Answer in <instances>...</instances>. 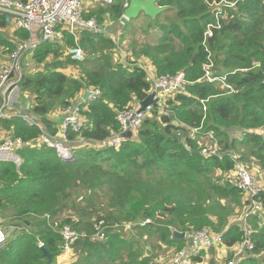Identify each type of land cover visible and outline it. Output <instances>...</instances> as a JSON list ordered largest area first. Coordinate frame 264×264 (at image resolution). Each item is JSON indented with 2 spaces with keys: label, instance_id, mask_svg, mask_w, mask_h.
<instances>
[{
  "label": "trees",
  "instance_id": "trees-1",
  "mask_svg": "<svg viewBox=\"0 0 264 264\" xmlns=\"http://www.w3.org/2000/svg\"><path fill=\"white\" fill-rule=\"evenodd\" d=\"M157 5L173 10L157 16L156 25L139 16L121 26L120 3L83 12L85 19L96 18L99 25L109 14L112 30L76 29L77 40L62 30L57 42L40 45L31 53L34 63L47 67L31 75L24 71L20 87L28 94L31 113L50 133L57 131V124L48 118L50 113L77 103L86 89H98L101 95L79 103L85 127L78 134L70 132L68 138L83 141L79 147L73 145L74 157L67 161L60 160L52 148L34 145L38 127L21 118L0 122L6 136L23 142L18 151L23 159L20 166L0 163L2 222L16 228L0 247V264H54L62 253L61 239L49 223L55 229L69 225L89 233L94 221L104 220L105 242L82 239L72 244L71 254L78 256V264H149L151 258L134 251L133 242H127L114 223L151 219L153 224L140 227L137 222L133 230H138L140 238L147 236L175 248V254L188 242L174 237V232L205 229L221 234L222 245L230 249L246 239L244 225L231 223V218L241 215L248 201L227 175L236 162L245 159L243 155L233 159L230 152L236 144L253 147L252 155L260 160L264 174V136L255 134L264 128V0H242L235 9L224 8L227 18L219 16L221 28L208 39L207 49L202 44L203 32L213 15L206 2L158 0ZM6 27L0 16V29ZM112 35L125 52L126 64L115 59ZM12 36L0 33L2 57L9 56L27 33L15 30ZM76 45L84 52V60L78 63L63 56ZM207 56L214 63L212 76L226 74L235 93L202 79ZM49 59L53 63H46ZM69 64L79 68L77 78L56 70ZM144 65L150 66L154 76L184 72L189 82L185 92L166 98L163 112H158L157 103L150 105L154 108L141 127L129 131L131 136H125L117 149L94 146L119 132L118 112L139 107L150 94ZM201 101H205V112ZM232 128L241 130V141L230 138ZM191 129H198L193 136ZM208 133L217 139L221 158L200 154ZM80 189L85 191L78 201ZM255 200L264 206V191ZM261 217V223L256 216L248 218L253 222L248 237L252 248L238 255L237 264H264V212ZM39 241L50 259L43 256ZM203 254L200 250L190 259L201 263Z\"/></svg>",
  "mask_w": 264,
  "mask_h": 264
},
{
  "label": "built area",
  "instance_id": "built-area-1",
  "mask_svg": "<svg viewBox=\"0 0 264 264\" xmlns=\"http://www.w3.org/2000/svg\"><path fill=\"white\" fill-rule=\"evenodd\" d=\"M204 1L213 15V22L206 24L203 32L202 44L207 49L206 42L221 28L219 16L222 15L224 18H227V15L223 13V9H235L237 3L242 0H220L211 3H209L208 0ZM102 2L105 6L120 3L123 10L119 19V24L122 26L127 22L123 16V12L129 5L128 0H102ZM0 16L4 17L5 24L11 30H23L27 33V38L23 41H19L9 56L0 61V122L10 118H21L27 123L38 127L40 134L36 141L37 144L52 148L60 160L65 158L67 161L74 157L73 143L81 144L83 141L81 138L75 141H70L68 138L70 132L78 134L85 127V120L81 116L79 103L71 105L62 112L64 116L63 121L54 134L43 127L39 119L31 112L29 114H23L22 111L18 112L16 110V103L20 95V84L24 74V71L21 70L20 67V60L26 52L32 53L40 45L57 42L61 38L62 30L69 32L77 40L76 29H84L91 33H100L106 31L107 25L113 24V21H110L109 14L105 15L106 22H103L102 25L98 24L96 18L85 19L83 17L82 0H0ZM66 56L77 63L84 60L83 51L77 45L68 49L66 51ZM213 68L214 63L211 58L207 56V62L202 68V79L208 83L218 84L222 89L227 90L228 94L235 93L236 91L226 82V74L218 77L212 76L211 69ZM147 76L151 83L150 94L153 93L154 99L158 100L156 102L158 112H163L162 103L166 98L185 92L189 84L184 72L159 76L148 73ZM85 91L89 92L88 100H94L101 95L98 89H86ZM80 99L81 98H79V100ZM204 102L205 101H201V104L205 112ZM152 108L154 107L148 106L144 112L139 111V107L118 112L115 119L120 127L119 132L112 134L101 143L117 149L123 140L122 134L139 129L146 114L151 111ZM197 130L198 129L189 130L191 136H193ZM255 134L264 136V128L256 130ZM178 135L180 134L178 133ZM206 140L210 143L201 148L200 154L206 157L217 156L221 158L222 156L219 151L217 140H214V137L210 133H208ZM22 146L23 142L19 138H4L0 141V163L10 162L17 167L20 166L23 163V159L18 151ZM232 157L233 159L236 158L233 155ZM227 178L232 185L237 186L243 191V196L246 201H248L249 209L245 217L254 214L261 204L257 202L255 198L264 191L260 188L258 177L240 162H236L233 169L228 173ZM82 190L85 191V189ZM46 219L48 220L47 217ZM138 224L140 227H144L153 224V221L151 219H144ZM129 226V224L127 226L119 223L113 224V228L115 229H122ZM11 227L12 226L3 225L0 213V247L11 238H7L8 228ZM49 227L55 232L56 229L52 227L50 223ZM59 229L60 232L58 234L61 239L59 247L62 253L57 256L59 260L56 264H66L68 254H71L72 244L79 240L89 239L90 241L96 242L106 241L104 220L94 221L92 223L91 232L89 233L78 232L69 225H62ZM245 229L246 239L242 244L236 247L239 251L243 252L246 249L252 248V243L248 239L251 228ZM186 237L189 240L192 239L191 241L196 243L197 250L208 249L215 245H222L221 234H214L205 229L186 234ZM38 247L42 249L43 243L39 241ZM190 253L191 252H189L187 248H184L166 264H191L192 261L189 257ZM234 255L235 258L239 257V254ZM235 258L227 264H237Z\"/></svg>",
  "mask_w": 264,
  "mask_h": 264
},
{
  "label": "rangeland",
  "instance_id": "rangeland-1",
  "mask_svg": "<svg viewBox=\"0 0 264 264\" xmlns=\"http://www.w3.org/2000/svg\"><path fill=\"white\" fill-rule=\"evenodd\" d=\"M213 1L217 2V0H208L209 3L213 2ZM85 2L86 3L84 4V10H83V12H85V13H88L89 11L93 10V9H90V8H94L95 9V8L105 7V5L103 4L102 0H85ZM94 4H96V5H94ZM139 19L143 20V21L146 20L147 22L149 20L148 18L146 19V17H144L143 15H141L139 17ZM111 25L112 24L107 25L106 30H112ZM5 29L11 30L8 27H6ZM5 29H2V30H5ZM157 34L159 36L160 32H157ZM112 39H113V41L115 42V44L117 46V51H116V53L114 55L115 59L117 61H120V62L123 61V63L126 64V61H124L125 52H124L122 46L119 44L118 38L115 37L114 35H112ZM82 51H83V49H82ZM65 54H63V56L65 58H69ZM83 54H84V52H83ZM32 55L33 54H31V52H26L23 55V57L21 58V60H20L21 70L25 71L27 73V75H31L35 71H40V70L44 69V66H46V65L39 66L36 63H34L32 61V58H31ZM5 58L6 57H3L2 59H0V61L5 59ZM61 60H63L62 57L58 59V61H61ZM50 62L53 63V60L49 59V60H47L46 63L49 64ZM61 64H65V63L62 62ZM144 69H145V71H147V74L151 73V69H150L149 65H144ZM56 70L66 74L67 76L73 77V78L74 77L77 78L79 76V68L77 67L76 64H74V65L69 64V65L64 66L62 68L58 67V68H56ZM19 97H22V98H24L26 100V99H28V94H27V92H25V91H23L21 89ZM239 131H241V130H239L237 128L230 129L229 130L230 138L235 140V141H237V142L241 141L242 140V133H240ZM210 134L214 137L213 133H210ZM2 135H3V137H2ZM4 138H12V137L6 136L5 133L4 134L1 133V129H0V141H2ZM214 140H217V139L214 137ZM209 143L210 142H208V140L205 141V145L209 144ZM74 144H77V143H73V145ZM93 145L94 146H101L99 148H103V146L105 144L98 142V143H95ZM39 146L40 147H44V145H42V144H40ZM79 146H80V144L78 145V147ZM78 147H76V149ZM252 149H253L252 146L243 147L240 144H236L235 149L232 150L230 153L233 156H235V157H240L241 155L245 156L244 161L243 162L239 161V162L243 166L247 167L249 171L253 172L258 177V180H259V183H260V188L262 190H264V174L261 172L260 167H259V163H258V162H260V160L256 159L255 156L252 155ZM221 175H222V173H218V177H221ZM230 177H231V175H230ZM79 192H80L81 195L78 198V201H80L82 199V197L84 196L81 189L79 190ZM87 193H88V191H87ZM248 209H249V204L245 207L244 211L242 210V214L241 215L238 216V213H237V216L231 218V223L241 222V224L244 225L245 228H251L250 226L253 224V222H252V220H248V218L251 217V216H256L257 217V221L259 223H261L262 222V217L261 216L263 215V212H264V206L262 204H260L258 209L256 210V212L254 214L250 215L249 217H245V214L247 213ZM238 210H239V208L237 209V211ZM243 212H244V214H243ZM71 213L72 212H70V214ZM234 215H236V214H233L232 216H234ZM247 220H248V223L250 225L247 223ZM244 221H246V223H244ZM137 222L141 223L142 220H140V221L137 220ZM137 222L126 223L125 225L127 226L129 224L130 227L129 228L128 227L122 228L119 231V232L125 234L127 242L128 241H132L133 242L134 251H138V252L139 251H141V252L143 251V254H145V256L151 258L149 260V264H166V263H168L170 261L171 257H175V255L178 253L177 252L175 254V248L170 247V246H168L167 244H165L163 242H157V240L154 239V238H150L149 240L147 239V236H144L143 238H140L137 235V233H136L138 230H133V227L135 226V224ZM3 224H4V219H3ZM55 232L59 233L60 229L56 228ZM211 233H214V232H211ZM214 234H216V233H214ZM130 235H132V236H130ZM186 240H187V242H191V244L193 243L191 241L192 239L191 240L186 239ZM146 241H149L148 244L145 243ZM124 247H127V244H125ZM210 248H208V249H210ZM123 251H125L124 248H123ZM197 251H200V250L198 249ZM201 251L204 252L203 249H201ZM210 251H211V249H210ZM232 254L233 253L230 252V253H227L226 255H224L220 264H227V262L231 260ZM235 254L238 255V252H236ZM191 255H192V253H190L189 257ZM58 260H59V257H56L55 260H54V264H56ZM75 260L77 262L76 264H78L80 259L78 258V256L75 253H72L70 258H69V263L68 264H73L75 262ZM191 264H194V263L191 262Z\"/></svg>",
  "mask_w": 264,
  "mask_h": 264
},
{
  "label": "water",
  "instance_id": "water-1",
  "mask_svg": "<svg viewBox=\"0 0 264 264\" xmlns=\"http://www.w3.org/2000/svg\"><path fill=\"white\" fill-rule=\"evenodd\" d=\"M129 5L128 7L124 10L123 16L127 21L135 20L139 17L140 14L145 16L150 20L151 25H156L157 23V16H159L162 12L167 11V10H173L172 7H160L157 5L158 0H128ZM88 94L89 92L84 91L81 99L77 101V103H84L88 101ZM157 99H154V94L151 93L149 94L144 100L139 102V111L144 112L145 109L153 105L157 102ZM20 107L21 111L23 114H29L31 111L30 109V104L25 103V104H18ZM125 136H131L130 132H125L122 134V137L124 138ZM37 142L34 143L36 145ZM61 160H65V158H62ZM8 233H7V238L12 237V234L16 231L15 227L8 228ZM174 237L176 238H186V234L183 232H174ZM43 256L46 257L47 259L51 258V254H49L46 249L42 248L41 249ZM239 257H237L235 260L238 261Z\"/></svg>",
  "mask_w": 264,
  "mask_h": 264
},
{
  "label": "crops",
  "instance_id": "crops-1",
  "mask_svg": "<svg viewBox=\"0 0 264 264\" xmlns=\"http://www.w3.org/2000/svg\"><path fill=\"white\" fill-rule=\"evenodd\" d=\"M21 1H25V0H21ZM82 1H83V10H84V4L86 2H85V0H82ZM94 5H96V4H94ZM90 9H94V8H90ZM141 15L142 14H140L139 16H141ZM104 22H106V20H104ZM14 31L15 30H9V29L1 30L0 29V33L7 34L9 37H13L12 34H13ZM2 58H3L2 55H0V59H2ZM28 102L29 101H26L24 98L19 97L18 101L16 103V110L18 112H21V109L18 106V104H25V103H28ZM62 112L63 111H61V112H52L48 116V118L50 120H52L54 123L57 124V129L60 126V124L62 123L63 118H64ZM1 133L4 134L6 132H5V130L1 129ZM2 137H3V135H2ZM193 243L191 244V242H188L186 248L189 250V252H191L193 254H197V249H196V245H195L196 243H194V244ZM210 249H211V251H210ZM210 249H203L204 250V254H203V257H202V262L198 263V264H212V263L213 264H220L223 256L226 255L227 253H230V252H232V253L235 252L236 253V252H238V254L240 256L243 255V253H244L243 251H239L238 248H236V247L230 249V248H226V247H224L222 245H215V246L211 247ZM199 250H201V249H199ZM198 253H199V251H198Z\"/></svg>",
  "mask_w": 264,
  "mask_h": 264
},
{
  "label": "clouds",
  "instance_id": "clouds-1",
  "mask_svg": "<svg viewBox=\"0 0 264 264\" xmlns=\"http://www.w3.org/2000/svg\"><path fill=\"white\" fill-rule=\"evenodd\" d=\"M30 110V109H29ZM31 111V110H30ZM186 239H187V237H186ZM189 240V239H188ZM213 247V246H212ZM240 257V256H239ZM236 259V258H235Z\"/></svg>",
  "mask_w": 264,
  "mask_h": 264
}]
</instances>
